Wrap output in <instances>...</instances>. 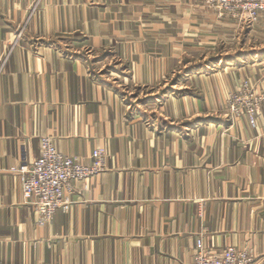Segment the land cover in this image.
Listing matches in <instances>:
<instances>
[{"label": "crops", "instance_id": "crops-1", "mask_svg": "<svg viewBox=\"0 0 264 264\" xmlns=\"http://www.w3.org/2000/svg\"><path fill=\"white\" fill-rule=\"evenodd\" d=\"M245 39L203 0H0V264H194L199 238L264 264V105L255 127L225 106L246 80L264 92V60L191 75L198 95L144 108L118 84L156 96L182 65L238 55ZM46 137L85 164L107 157L40 227L20 169Z\"/></svg>", "mask_w": 264, "mask_h": 264}, {"label": "built area", "instance_id": "built-area-1", "mask_svg": "<svg viewBox=\"0 0 264 264\" xmlns=\"http://www.w3.org/2000/svg\"><path fill=\"white\" fill-rule=\"evenodd\" d=\"M206 7L220 17L240 23L256 22L264 13V0H204ZM235 111V110H234ZM250 125L258 121L257 110L248 113ZM106 150L92 153L91 163L85 164L78 157L60 153L51 138L40 141V157L20 169L23 197L35 206L38 225L48 226L59 210H69L67 196L75 182H87L106 170ZM194 264H255L252 255L233 246L221 254H214L205 245L204 238L197 240Z\"/></svg>", "mask_w": 264, "mask_h": 264}, {"label": "rangeland", "instance_id": "rangeland-1", "mask_svg": "<svg viewBox=\"0 0 264 264\" xmlns=\"http://www.w3.org/2000/svg\"><path fill=\"white\" fill-rule=\"evenodd\" d=\"M203 4L206 6L204 0ZM263 17L264 13L256 22L240 23L244 28V34L246 38V48L244 52L238 55H231L226 58H220L218 55H213L212 53L209 55L203 54V57L198 55L195 58L197 59V64H191L187 66L182 65L179 76H176L177 78H175L173 82L171 81V77L169 79L170 83L163 87V89H161L156 96L153 95V91L150 88H138L132 85H130V87L126 86L127 82L124 79V81L118 83L121 86V90H124L125 92L124 96L127 97L128 101H130L134 107L141 106V108H144L153 103L160 105L165 101V97L169 95L181 98L185 96H195L196 94L198 95V91L194 89L191 86L192 84L189 82L191 75L223 73L228 67L247 68L246 72H248L251 69L250 66L253 64V62L257 63L260 60H264V30L261 29V27L264 26ZM184 60L187 61L190 59L186 58ZM102 74L103 78L110 81L111 83L116 82L117 79L120 81L122 80L119 79L115 73L113 74L116 76H113L112 70H106ZM120 83H123V85ZM263 105L264 92L258 91L257 87L251 80L242 82L236 90L227 95L225 102V106L227 107L229 114L228 118L232 122L241 119H246L249 122L248 113L252 111L256 112V110L259 118L261 107ZM151 123L153 124L155 122L151 121Z\"/></svg>", "mask_w": 264, "mask_h": 264}]
</instances>
